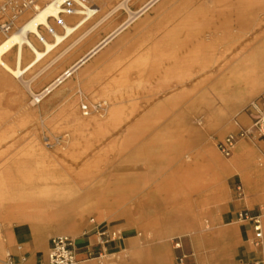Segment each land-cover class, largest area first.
<instances>
[{
	"label": "rangeland",
	"instance_id": "obj_1",
	"mask_svg": "<svg viewBox=\"0 0 264 264\" xmlns=\"http://www.w3.org/2000/svg\"><path fill=\"white\" fill-rule=\"evenodd\" d=\"M89 1L100 11L86 23L81 32L94 26L124 0ZM149 1L128 0V8L123 7L112 13L91 33V37L69 50L40 77L34 78L70 47L79 33L68 38L25 79L32 80L35 91H42L110 31L128 20L131 11L143 8ZM184 1H156L114 39L116 41L124 36L113 53L103 55L93 66L90 72L100 71V75L92 84L85 85L86 78L80 80L75 73L41 103L33 104L34 98L24 81L0 67V137L8 138L0 140V166L7 162L10 173L16 174V166L20 164L6 160L11 155L22 157L27 151L35 158L28 165L35 169L40 165L82 167L87 161L93 160L94 155H100L95 169L100 170L97 180L104 189L98 193L108 196L107 203H113L114 197L119 198L118 205L113 207L81 210L80 207L43 206L34 207V213L25 216L17 214L9 205L0 206V264H4L8 254L14 255L19 263H22L23 257L40 258L46 248L48 254L53 237L69 235L77 238L88 227H93L91 218H95L99 224L98 230H122L123 250L113 256L114 262L177 264L174 239L208 237L219 226L224 227L227 223H215L213 215L223 211L226 196L230 199L239 197V184L245 190L248 207L253 209L245 182V169L235 164L233 159L239 145H242L245 152L264 166V138L241 140L230 157L222 155L218 143L227 135L237 133L240 130L239 122L247 127L264 114V47L243 53L234 51L229 59L231 56L237 58L225 70L221 67L204 73H197L196 70L194 77L185 83L171 80L170 85L161 86L167 68L173 63L171 56L186 55L187 50L183 47L179 49L178 43L186 38L187 33L181 32L174 44L172 42L157 51L150 49L153 43L162 39L166 22ZM239 4L238 0H193L191 7L202 12L201 16L193 20V24L203 31L202 36L208 40L215 32L221 34L227 31V25L229 30L242 35L238 31ZM33 13L29 11L27 16ZM80 17L83 16H70L66 20L73 24ZM53 24L57 25L55 21ZM160 25L162 29H158ZM57 30L59 33L64 32L61 27H57ZM44 32L52 41L51 35ZM254 37L246 35L245 43L264 45V34L256 39ZM5 38L0 35V41ZM26 53L30 51L26 49ZM138 54L148 57L147 64L129 66V59ZM113 58L121 60V63L113 70L103 69V64ZM7 59L13 62L14 57L8 55ZM46 73L49 75L41 79ZM207 76L210 78L204 81ZM199 82L201 85L197 88ZM184 91L189 93L183 95ZM104 101L108 103L99 111L93 110L90 115H84L83 104L93 107ZM114 105L120 107L121 124L118 129L108 127L101 142L91 138L93 124L85 128L76 124L78 118L91 122L95 119L105 120ZM248 114L251 119L244 123L243 117ZM135 122H139L137 140L132 147L123 151L122 141L127 128ZM193 126L197 133H193ZM13 134L14 138H10ZM170 136L178 139L181 150L176 152V148H168L166 142ZM151 139L159 144V160H151L155 153ZM88 147V152L82 158L77 162L72 160L74 155H81ZM211 149L220 161L212 160ZM6 150L9 152L1 156ZM17 151L21 152L16 154ZM179 151L181 156L170 164L169 155ZM191 153L193 156L196 154L197 159L186 162L185 154ZM196 164L198 168L209 169L208 176L197 190L188 192L181 200L179 195L169 196L164 192L148 197V191L169 174L173 175L176 167L190 170ZM211 174L214 178H211ZM69 181L74 183L73 178ZM116 185L121 188L117 192L112 191ZM73 193L83 196L86 190L76 189ZM181 201L182 206L179 204ZM261 205L264 228V203Z\"/></svg>",
	"mask_w": 264,
	"mask_h": 264
},
{
	"label": "bare ground",
	"instance_id": "obj_2",
	"mask_svg": "<svg viewBox=\"0 0 264 264\" xmlns=\"http://www.w3.org/2000/svg\"><path fill=\"white\" fill-rule=\"evenodd\" d=\"M127 1L128 0H124L121 2L111 12L102 16L94 26L83 32L81 31L86 23L93 17L92 11L88 12L89 17H80L73 24L68 22L67 28L63 33H59L57 30L54 37L50 36V38L52 37V41L48 39V36L45 34L44 26L53 23V20L51 21L49 18L58 17L59 9L53 4V0L45 1V4L41 5L36 13H33L23 30L13 31L7 38L0 41V67L15 78L24 81L34 98L33 104L41 103L46 96L52 93L60 84L64 83L75 73H77V77L80 80L84 77L86 78L85 85L92 84L97 77H99L100 71L91 73L90 70L100 61L103 55L110 52L113 53V50L122 43L124 36L119 37L116 41H114V39L124 32L138 17L150 9L158 0H151L143 8L137 11H131L128 20L110 31L104 38L92 46L87 53L67 67L56 79L46 85L42 91H35L32 86V80H26L25 77L68 38L79 33V37L70 47L62 51L34 76V78L40 77L44 72L49 70L54 63L63 58L69 50L84 39L91 37V33L101 23L109 19L112 13L120 8L127 7ZM192 3L193 0H185L177 10L172 12L171 18L166 22V29L164 30L162 39L153 43L150 49L151 51H157L158 49H162L161 47L163 46L170 45L172 42L174 44L176 43L177 36L181 32L185 31L187 33L186 38L178 43L179 49L183 47L187 50L186 55L184 57L176 55L171 56L173 63L167 68L161 86L170 85L171 80H175L178 83H185V81L194 77L196 70L197 73L212 72L217 67H221L222 70H225L229 67L231 62L237 58L231 56L229 59V56L234 51L243 53L248 50L253 51L264 47L263 44L254 46L244 41L246 35H255L254 38L256 39L260 34H264V0H238V3H240V9L238 10V31L239 33L242 32V35L238 34V32H234L232 29L229 30V26L227 25V31L221 34L215 32V35L209 36V40L206 39L204 35L202 36L203 31H201L197 25L195 26L193 24V20L201 16L202 12H200L198 8H192ZM54 26L57 29L58 26ZM161 27L160 25L158 29ZM35 33L45 34V44H41L35 40ZM27 44L31 48H29ZM105 48L107 49L104 51ZM26 49H28L30 53L27 54ZM101 51L102 53L96 56ZM8 55H13V62L7 59ZM129 60V66L146 65L148 57L145 54H138ZM120 63L121 60L117 61V59L114 58L110 59L103 64V69L113 70ZM49 73L44 74L41 79L46 78ZM208 78H210V76H207L204 81ZM200 85L201 83L199 82L196 87L199 88ZM197 90L198 89H196V92ZM186 93H189V91H184L182 94L186 95ZM175 97L176 95L173 96V98ZM106 103L108 102L104 101L100 104L104 106ZM120 112L119 105H114L105 120L95 119L91 122L78 118L76 119V124L82 128L93 124L91 138H95L94 140L96 142H101L102 138L106 136L105 132L108 127H113L115 129L119 128L122 121ZM42 121L43 123L46 122L45 120ZM192 129L194 131L193 133H197L194 126ZM138 130L139 122H135L128 126L127 134L122 141L123 151L135 144ZM10 138H14V134L11 135ZM7 139L8 138L0 137L1 141ZM150 143L155 147L154 151L156 153L151 156V160H159L160 155L158 151L160 149L158 142L151 139ZM166 145L169 149L172 147L176 148V152L181 150L179 141L175 136H170ZM89 148L90 147L81 155H74L72 160L77 162L78 159L82 158L84 154L88 152ZM211 150L210 154L212 155V160L220 161L213 149ZM7 151L8 150L3 152L1 156L9 152ZM19 152L21 151H17L16 154ZM176 152L169 155L168 161L170 164L179 155L181 156L180 151V153ZM99 157L100 155H94L93 160L87 161L82 167L61 168L60 166L40 165L38 169H35L28 165V163L35 161L34 156L30 154V152L27 151L22 154V157L18 158H16V155H11L6 161H13L15 164L20 165L16 166V168H18L16 174L10 173V169L6 166L7 162L0 166V206L9 205L12 207V210H15V212L17 211V214L25 216L29 215V213L33 214L34 207H80L81 210H87L93 208L99 209L103 206L113 207L118 205L119 198L114 197L113 203H107L108 196L98 193L104 189L102 185L98 184L100 181L97 180L100 170L95 169ZM195 159H197L196 154L194 156L192 153L185 154L186 162L194 161ZM233 162L245 169L244 173L247 189L249 192H253V189L264 180L263 164H258L257 160L251 156V154L245 152L242 145H239ZM208 172L209 169L207 167L198 168L197 164L190 170H184L181 166H178L175 171H173V175L169 174L161 183L156 185L154 189L148 191V197H155L159 192H164L169 196L173 194L179 195L181 200L188 192L199 188V184L204 182V178L208 176ZM70 178H73L74 183L69 181ZM211 178H214L213 174H211ZM51 180H54V182H51ZM120 188L121 187L116 185L112 191L117 192ZM126 188H129V186ZM132 188L133 186L131 185V189ZM76 189L86 190V193L83 196H76L73 193ZM77 200L81 201L77 203ZM179 204L182 206V201L179 202Z\"/></svg>",
	"mask_w": 264,
	"mask_h": 264
},
{
	"label": "crops",
	"instance_id": "obj_3",
	"mask_svg": "<svg viewBox=\"0 0 264 264\" xmlns=\"http://www.w3.org/2000/svg\"><path fill=\"white\" fill-rule=\"evenodd\" d=\"M250 119L249 114L243 117L244 123ZM243 126L242 122L238 123L239 128ZM250 196L254 205L252 210L247 205L246 195L242 198L235 196L232 199L226 196L223 211L213 215V221L227 224L213 230L208 237L181 239L182 247L178 250L174 249L178 253L177 264H180L178 258L181 256H185L182 264H226L228 262L229 264H248L264 259V240L258 246L253 245L250 242L254 235L252 223L238 220V214L244 209H250L254 214L261 213L263 217L261 204L264 203V180L253 189V192H250ZM75 239L79 264H124L123 261H113V256L122 253L121 240L101 242L97 230L92 226ZM46 250L38 259L23 257L22 263H19L14 255H10L19 264H46L48 262Z\"/></svg>",
	"mask_w": 264,
	"mask_h": 264
},
{
	"label": "built area",
	"instance_id": "obj_4",
	"mask_svg": "<svg viewBox=\"0 0 264 264\" xmlns=\"http://www.w3.org/2000/svg\"><path fill=\"white\" fill-rule=\"evenodd\" d=\"M45 0H0V35L6 38L13 31H21L31 16H27L29 11L36 13L41 5H44ZM53 4L59 9L58 17H50L49 19L56 22V26L66 30L68 22L66 17L70 16H85L89 17L88 12L92 11V16L99 12V7L90 4L89 0H53ZM47 34L55 36L57 29L53 23L44 26ZM36 39L45 44V34L35 33ZM28 45V44H27ZM29 48H31L28 45ZM254 106L255 103L253 104ZM103 106L96 104L93 107L88 104L82 105L84 115H90L93 110L99 111ZM258 137L264 138V114L259 116L251 125L242 127L237 133L227 135L218 143V148L222 155L230 157L236 146L241 140L253 139ZM239 198L244 197V190L241 184L238 185ZM261 213L254 214L250 209H244L238 214V220L242 222L249 221L253 225L254 235L250 239L253 245H260L264 240V228ZM90 222L97 230L99 240L101 242L120 241L123 238L122 230H98L99 224L95 218H91ZM182 247L181 239L175 238L173 248L180 249ZM182 264L185 256L178 258ZM5 264H19L12 255H8ZM46 264H79L77 258L76 239L69 235H58L51 239L50 250L48 253V262ZM248 264H264V259L253 261Z\"/></svg>",
	"mask_w": 264,
	"mask_h": 264
}]
</instances>
